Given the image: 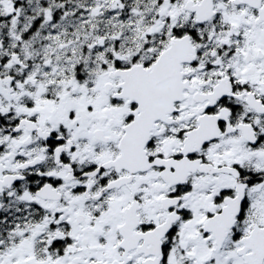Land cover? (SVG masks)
Listing matches in <instances>:
<instances>
[{
    "label": "snow or ice",
    "instance_id": "6c2138e0",
    "mask_svg": "<svg viewBox=\"0 0 264 264\" xmlns=\"http://www.w3.org/2000/svg\"><path fill=\"white\" fill-rule=\"evenodd\" d=\"M0 264H264V0H0Z\"/></svg>",
    "mask_w": 264,
    "mask_h": 264
}]
</instances>
